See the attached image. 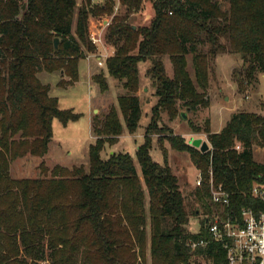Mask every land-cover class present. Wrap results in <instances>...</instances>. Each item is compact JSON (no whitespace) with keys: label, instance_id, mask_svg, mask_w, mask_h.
<instances>
[{"label":"trees","instance_id":"1","mask_svg":"<svg viewBox=\"0 0 264 264\" xmlns=\"http://www.w3.org/2000/svg\"><path fill=\"white\" fill-rule=\"evenodd\" d=\"M141 2L119 0L128 14L139 11ZM151 6L148 26L135 29L116 15L108 25L106 41L114 51L92 79L102 93L107 91L104 72L120 85L123 124L115 108L92 124L88 169H49L41 162L38 177L15 179L10 162L44 157L54 119L66 125L79 118L58 107L37 74L62 71L68 78L63 85L76 81L78 61L94 50L88 19L110 15L113 5L111 0H0V264H193V258L227 264L207 221L215 212L225 219L242 209L263 208L250 188L264 184V163L253 158L254 147H264V117L236 112L219 132L206 127L210 148L203 153L181 136L167 137L172 149L189 155L203 178L190 194L198 205L193 214L203 216L195 233L187 229L185 196L165 151L160 165L149 150L161 113L172 120L179 104L191 111L208 106L209 66L219 53L239 55L247 82L256 83L264 73V0H151ZM140 62L149 63L146 75L157 100L135 152L138 175L129 154L111 153L103 160L101 152L117 143L123 126L129 134L138 126ZM209 172L229 194L228 206L212 203Z\"/></svg>","mask_w":264,"mask_h":264},{"label":"rangeland","instance_id":"2","mask_svg":"<svg viewBox=\"0 0 264 264\" xmlns=\"http://www.w3.org/2000/svg\"><path fill=\"white\" fill-rule=\"evenodd\" d=\"M81 1L77 0V4H80ZM111 2L113 10L110 15H102L98 18L90 17L89 19H93L91 23L88 19V36L90 33L97 34L100 32L104 38V47L108 56L113 53L114 48L106 41V33L114 15L118 18L125 17V23L132 25L135 29L148 26L153 16L151 0H142L141 9L130 14L125 12L124 7L119 4V0H111ZM100 52H102L100 48L96 49L94 47V50L87 53L84 58L90 56L89 61L79 60L77 83L72 82L63 85L62 81H67L68 78L61 79L59 71H43L37 74L39 81L49 86V95L58 100V107L63 110L71 109L73 113L79 114V118L76 121L68 122L66 125H62L57 119H54L52 121V138L44 159L26 155L11 161L9 168L12 178L38 177L41 162L49 169L59 164L68 169L74 166H83L87 170L88 148L95 141L91 129L92 124L96 120L100 123L105 113L111 108L117 110L119 119L123 124L117 104V97L123 93L120 85L104 72L107 91L102 93L92 77L91 81L88 78L87 62L90 72L97 70V73H99L100 70L104 69V64L99 67L96 64L97 60L94 58ZM163 64L166 74L171 76L172 68L167 58L163 59ZM148 68V62L138 64L139 88L136 95L139 99L141 115L135 132L129 134L123 126V131L118 137L117 143L105 145L101 152L103 160H106L111 153L129 154L134 160L138 175H140V168L136 163L135 152L144 141L145 128L150 123L151 109L157 100L154 95L155 88L146 75ZM187 69L192 75L189 57ZM206 99L208 106L205 108L199 107L195 111L186 110L185 107L179 104L177 106L178 113L172 120L165 112L161 113L158 131L157 134L151 136L149 150L151 159L160 165L164 164L165 157L162 150L165 151L166 163L176 176L179 189L185 196V206L190 217L187 229L191 233L198 231L200 221L203 218L201 211H196V214H193L198 205L190 196L196 187L195 180L198 170L187 153L175 151L170 147L167 137L171 134L178 135L188 144H190V138H200L210 148L207 135L203 132L206 127L213 133L225 124L231 114L236 112H249L264 117V73L257 75L256 83L247 82L239 55L236 53H219L209 66ZM91 107L96 110L92 114ZM180 113L185 114L186 120L181 119ZM90 117H92L91 126ZM188 122L193 125L196 131L190 129ZM253 158L259 163H264V147H254ZM146 235L148 249V225ZM192 260L193 264H206L203 259L193 258ZM37 264L48 263L43 261Z\"/></svg>","mask_w":264,"mask_h":264},{"label":"built area","instance_id":"3","mask_svg":"<svg viewBox=\"0 0 264 264\" xmlns=\"http://www.w3.org/2000/svg\"><path fill=\"white\" fill-rule=\"evenodd\" d=\"M102 2L103 0H92ZM89 39L96 49H101L94 58L97 65L102 67L105 63L107 50L104 47V38L101 33H90ZM236 149H240L236 146ZM208 188L211 201L221 207L228 206L229 194L221 184L213 183L212 174H208ZM203 178L197 172L196 187L201 186ZM250 195L262 203L263 208L253 210L242 209L238 216H229L222 219L216 212L211 220L207 221V229L211 237L221 244L225 252L227 264H264V184L254 183L250 188ZM200 245L204 243L199 242ZM196 244H192L195 247Z\"/></svg>","mask_w":264,"mask_h":264},{"label":"water","instance_id":"4","mask_svg":"<svg viewBox=\"0 0 264 264\" xmlns=\"http://www.w3.org/2000/svg\"><path fill=\"white\" fill-rule=\"evenodd\" d=\"M25 10V4H23L20 8V13L22 14ZM54 47H57L58 44V39H54ZM186 110H189V108H186ZM180 116L183 120H186V116L184 113H180ZM190 145L196 149H199L200 152H206L209 150V146L207 145V143L205 141H202V139L197 138V139H192L190 141Z\"/></svg>","mask_w":264,"mask_h":264},{"label":"crops","instance_id":"5","mask_svg":"<svg viewBox=\"0 0 264 264\" xmlns=\"http://www.w3.org/2000/svg\"><path fill=\"white\" fill-rule=\"evenodd\" d=\"M90 20V23H91V21H93V19L91 18V19H89ZM91 57L89 56V57H87L86 59H84V60H86V61H89V59H90ZM79 62V61H78ZM77 65H78V63H77ZM78 68V67H77ZM87 70H88V78H89V80L91 79V77H93L96 73H97V70H95V71H93V72H90L89 71V68H88V62H87ZM59 73H60V75H61V79H63V78H66V76L64 75V73L62 72V71H59ZM77 80H78V77H77ZM77 80L76 81H74L75 83H77ZM91 81V80H90ZM96 110H95V108H93V107H91V114L93 113V112H95ZM91 122H92V117H90V126H91ZM227 122V121H226ZM225 122V123H226ZM225 125V124H224ZM223 125V126H224ZM222 126V127H223ZM221 127V128H222ZM221 128L220 129H216L215 131H213V133H216V132H219L220 130H221ZM192 139L190 138V141H191ZM49 149V148H48ZM48 152V151H47ZM47 154V153H46ZM42 159H44V157H42ZM59 165V164H58ZM55 166V165H54ZM59 166H61V165H59ZM52 168V167H51Z\"/></svg>","mask_w":264,"mask_h":264}]
</instances>
